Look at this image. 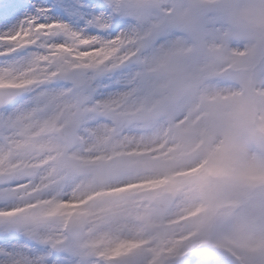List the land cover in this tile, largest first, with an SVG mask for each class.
Listing matches in <instances>:
<instances>
[{"label": "rangeland", "instance_id": "rangeland-1", "mask_svg": "<svg viewBox=\"0 0 264 264\" xmlns=\"http://www.w3.org/2000/svg\"><path fill=\"white\" fill-rule=\"evenodd\" d=\"M210 1H135L189 37L149 55L140 71L151 92L111 104V123L79 136L73 149L58 140L64 124L32 121L10 130L0 140V173L12 175L0 188V217H19L45 241L71 248L73 264H166L204 243L242 264H264V202L254 193L264 183V93L255 94L264 92V2L240 0V14L230 19L205 13ZM116 54L95 51L83 59ZM37 73L27 63L0 64V87L27 90ZM179 74L198 84L173 103L168 84ZM33 165L41 167L36 179L19 174ZM120 186L126 187L104 190ZM165 192L174 203L160 214L154 198ZM41 203L49 205L29 212ZM69 225L81 227L83 238L59 230Z\"/></svg>", "mask_w": 264, "mask_h": 264}, {"label": "snow or ice", "instance_id": "snow-or-ice-1", "mask_svg": "<svg viewBox=\"0 0 264 264\" xmlns=\"http://www.w3.org/2000/svg\"><path fill=\"white\" fill-rule=\"evenodd\" d=\"M185 41L178 25L146 13L133 0H0V64L38 68L30 88L0 96V140L25 122L64 124L68 141L111 123V104L131 103L129 93L138 99L151 92V81L140 71L143 61ZM109 50L117 53L111 60L83 59ZM73 255L19 217H0V264H73ZM184 264L217 260L192 249Z\"/></svg>", "mask_w": 264, "mask_h": 264}, {"label": "water", "instance_id": "water-1", "mask_svg": "<svg viewBox=\"0 0 264 264\" xmlns=\"http://www.w3.org/2000/svg\"><path fill=\"white\" fill-rule=\"evenodd\" d=\"M236 1L237 0H221L217 4L210 5L207 8L209 10H216V11H224L228 12L230 14L235 13V7H236ZM191 84L187 86V88H190L194 85V81L190 80ZM186 84V79L184 77H177L174 80L171 81L170 83V88H171V94H172V100H177L181 93L183 92L185 85ZM4 94L0 93V96H3ZM64 129L65 127L61 130L60 136L63 139L65 145L67 147H71L74 142L76 141V138L72 141H68L64 137ZM9 178H0V184L6 182ZM257 194L264 199V186L258 187L255 189ZM156 205L161 209V211H165L166 208L169 206L171 203V199L168 195H163L161 197H157L155 199ZM78 230V229H77ZM80 232V230H78ZM77 234V233H76ZM198 250H203L206 253L212 255L213 257L215 256H221L225 257V255L219 251H216L214 248H206V247H201L198 248ZM186 259V256H183L179 258L178 260L171 262L169 264H184V260Z\"/></svg>", "mask_w": 264, "mask_h": 264}, {"label": "bare ground", "instance_id": "bare-ground-1", "mask_svg": "<svg viewBox=\"0 0 264 264\" xmlns=\"http://www.w3.org/2000/svg\"><path fill=\"white\" fill-rule=\"evenodd\" d=\"M68 187H70V185H67L65 188H68ZM67 191H68V189L65 190L63 195H66L68 193Z\"/></svg>", "mask_w": 264, "mask_h": 264}, {"label": "clouds", "instance_id": "clouds-1", "mask_svg": "<svg viewBox=\"0 0 264 264\" xmlns=\"http://www.w3.org/2000/svg\"><path fill=\"white\" fill-rule=\"evenodd\" d=\"M262 2H264V0H262Z\"/></svg>", "mask_w": 264, "mask_h": 264}]
</instances>
